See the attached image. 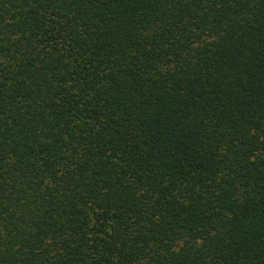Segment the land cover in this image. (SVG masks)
I'll use <instances>...</instances> for the list:
<instances>
[{
    "label": "trees",
    "instance_id": "obj_1",
    "mask_svg": "<svg viewBox=\"0 0 264 264\" xmlns=\"http://www.w3.org/2000/svg\"><path fill=\"white\" fill-rule=\"evenodd\" d=\"M0 264H264V0H0Z\"/></svg>",
    "mask_w": 264,
    "mask_h": 264
}]
</instances>
